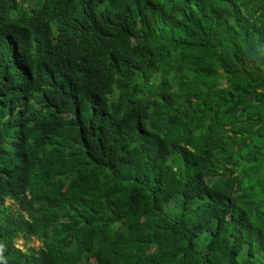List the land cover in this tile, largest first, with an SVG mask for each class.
I'll use <instances>...</instances> for the list:
<instances>
[{
  "label": "trees",
  "instance_id": "obj_1",
  "mask_svg": "<svg viewBox=\"0 0 264 264\" xmlns=\"http://www.w3.org/2000/svg\"><path fill=\"white\" fill-rule=\"evenodd\" d=\"M0 264H264V0H0Z\"/></svg>",
  "mask_w": 264,
  "mask_h": 264
},
{
  "label": "rangeland",
  "instance_id": "obj_2",
  "mask_svg": "<svg viewBox=\"0 0 264 264\" xmlns=\"http://www.w3.org/2000/svg\"><path fill=\"white\" fill-rule=\"evenodd\" d=\"M16 246L23 250H25L27 247L38 249L40 246V243L34 239H31L27 244H25L24 241L20 239L16 242Z\"/></svg>",
  "mask_w": 264,
  "mask_h": 264
}]
</instances>
